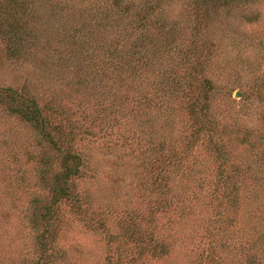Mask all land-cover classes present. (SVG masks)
Listing matches in <instances>:
<instances>
[{
    "label": "rangeland",
    "instance_id": "1",
    "mask_svg": "<svg viewBox=\"0 0 264 264\" xmlns=\"http://www.w3.org/2000/svg\"><path fill=\"white\" fill-rule=\"evenodd\" d=\"M195 48L221 151L169 88ZM0 87L50 103L85 163L44 264H264V0H0ZM4 99L0 264H37L64 165Z\"/></svg>",
    "mask_w": 264,
    "mask_h": 264
},
{
    "label": "trees",
    "instance_id": "2",
    "mask_svg": "<svg viewBox=\"0 0 264 264\" xmlns=\"http://www.w3.org/2000/svg\"><path fill=\"white\" fill-rule=\"evenodd\" d=\"M11 6H17V3L12 4ZM158 7H156V5L149 7L147 10L151 13L145 16L143 15V20L137 23L142 25H139L137 28L143 30V28L147 26L145 24H149L151 22L154 23V14ZM201 10L202 9L199 7V10H196L195 13L199 16ZM22 32L23 31L19 27H15L13 25L10 30H5L2 32V34L6 38H9L11 41H13L14 44L18 45L15 40L24 42ZM15 47L18 48L19 46ZM190 53L191 57L187 55L186 56L193 65V70L190 73V80L187 83V87H183L185 77L181 71L178 70L176 73L177 76L172 81L169 88L171 92H178L179 94L186 92L188 94V97L186 98L189 101L188 108L190 113L196 118H199L197 134L199 135L204 131H208L212 149L215 151H221L222 145H220L219 142L223 140V137H220L221 140H217V121L212 119L210 116V91H214V89L211 87L212 83L209 80L204 79V83H202L201 86L198 84V82L196 83L197 78L195 73L196 70L198 72L199 63L197 64V62H195V57L198 54V49L195 48L194 51H190ZM110 54L114 55L115 51L113 50L110 52ZM189 86L193 88L192 92L190 91ZM193 92L199 95L195 96L192 94ZM5 97L8 98L6 103L8 106H10L11 111L24 118L27 123L31 124L41 134V139L47 142L52 150H56L58 154L62 155L64 170L57 174L56 179L50 185V190L53 194L52 201L45 205L43 207V212H41V219L47 223L42 225L47 226V228H45L43 234L38 238L40 245V258L37 264H44L48 262L51 259L52 254H54V252L51 251L53 248V241L51 239L53 237L50 233L49 225L51 220L53 221V219L58 215L56 207L64 200H71L74 198L76 200L78 199L76 198V194H74L70 181L73 182V177L77 176L82 171L81 169L85 166V163L82 155L73 151L74 142L76 139L72 133L68 134L67 138L65 129L54 123L52 115L49 114V112H52V109H50V103H48V106L44 108L39 104L36 95H30L28 90L23 89L22 91L12 87H0V101L4 102ZM64 136L67 139H65ZM43 156L44 163L51 164L52 157L50 154L48 155L47 151L43 153ZM230 192H232V190Z\"/></svg>",
    "mask_w": 264,
    "mask_h": 264
},
{
    "label": "water",
    "instance_id": "3",
    "mask_svg": "<svg viewBox=\"0 0 264 264\" xmlns=\"http://www.w3.org/2000/svg\"><path fill=\"white\" fill-rule=\"evenodd\" d=\"M238 95H240V94H238Z\"/></svg>",
    "mask_w": 264,
    "mask_h": 264
}]
</instances>
